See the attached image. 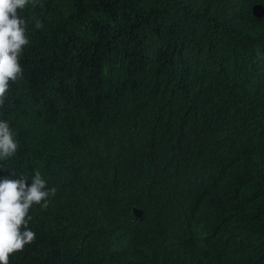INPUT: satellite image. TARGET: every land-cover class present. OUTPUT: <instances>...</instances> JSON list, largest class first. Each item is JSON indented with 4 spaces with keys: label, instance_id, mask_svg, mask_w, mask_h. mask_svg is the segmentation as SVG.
Returning <instances> with one entry per match:
<instances>
[{
    "label": "trees",
    "instance_id": "trees-1",
    "mask_svg": "<svg viewBox=\"0 0 264 264\" xmlns=\"http://www.w3.org/2000/svg\"><path fill=\"white\" fill-rule=\"evenodd\" d=\"M41 4L0 178L56 193L9 264H264V0Z\"/></svg>",
    "mask_w": 264,
    "mask_h": 264
},
{
    "label": "clouds",
    "instance_id": "clouds-1",
    "mask_svg": "<svg viewBox=\"0 0 264 264\" xmlns=\"http://www.w3.org/2000/svg\"><path fill=\"white\" fill-rule=\"evenodd\" d=\"M29 5L43 6L41 0H0V108L8 99L10 81L15 83L24 76L21 58L31 41L29 20L21 13ZM32 22L36 29L43 27L34 17ZM14 135L10 122L0 120V158L17 152ZM15 175L11 172L10 177L0 178V264H9L11 254L22 252L35 241L36 233L28 226L32 220L30 209L56 193L55 188L47 187L39 171L30 183L23 176L11 178Z\"/></svg>",
    "mask_w": 264,
    "mask_h": 264
},
{
    "label": "water",
    "instance_id": "water-1",
    "mask_svg": "<svg viewBox=\"0 0 264 264\" xmlns=\"http://www.w3.org/2000/svg\"><path fill=\"white\" fill-rule=\"evenodd\" d=\"M251 13L256 19L262 18L264 16V8L262 5L256 4L252 7ZM133 215L135 218H140L142 216V211L134 208Z\"/></svg>",
    "mask_w": 264,
    "mask_h": 264
}]
</instances>
